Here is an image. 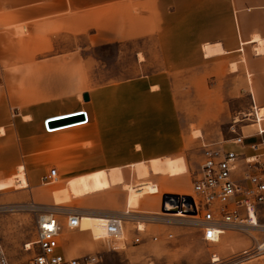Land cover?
<instances>
[{
  "label": "crops",
  "instance_id": "crops-1",
  "mask_svg": "<svg viewBox=\"0 0 264 264\" xmlns=\"http://www.w3.org/2000/svg\"><path fill=\"white\" fill-rule=\"evenodd\" d=\"M263 7L264 0H0V178H4L0 180V189L17 186L37 190L44 195V200L54 202L39 203L50 209H58L55 208L58 204L74 197L70 187L73 182L82 183L83 193L84 190L105 189L88 194L90 200L82 202V206L62 208L86 213L81 216L94 217V222L102 220L96 218L108 219L105 216L139 206L146 211L144 213L161 210L165 191L143 197L151 193L153 184H125L120 168L90 174H106L104 182L94 176L72 179L101 169L123 168L122 161L111 152H142L143 156L179 152L182 143L173 139L171 147L164 148L161 137L147 139L144 135L132 143L124 142L127 126L144 124L131 119L130 85H97L93 69L83 68V60H86L82 53L83 38L91 45H107L156 36L167 61L181 58L194 45L199 49L205 47L207 56H212L225 52L228 45L235 47L243 43L234 24L240 30L245 29L242 25L245 11H250L255 22L250 24L249 33L252 28L262 33L244 42H264V22L256 15V10ZM227 23L230 29L226 32L223 25ZM260 52H264V46ZM140 81L142 91L153 87ZM263 91L261 86L251 84V93ZM84 94L88 95V100ZM258 100L254 108L259 120L256 125H248L252 127L251 132H242L246 144L264 137V115H261L264 101ZM81 110L87 112V122L80 120L75 122L77 127H65L57 132L46 130V119ZM141 132L144 134L143 129ZM55 135L64 140L61 138L56 143L52 138ZM57 145L58 152H76V156L84 159L69 169L72 180L68 188L55 191L52 197V191L42 189L41 185L47 182L52 169H49L50 152ZM98 152H105V158H99ZM150 160L137 161L134 163H141L131 166L136 168L139 178L150 175V170L154 174L169 175H162L157 183L160 187L165 186L168 178L186 170L180 159ZM20 166L23 167L19 172ZM108 173H122V184L128 190L127 202L121 192L112 188ZM61 221L65 229V219ZM82 222L84 224L85 218ZM60 250L73 256L63 243Z\"/></svg>",
  "mask_w": 264,
  "mask_h": 264
},
{
  "label": "rangeland",
  "instance_id": "rangeland-1",
  "mask_svg": "<svg viewBox=\"0 0 264 264\" xmlns=\"http://www.w3.org/2000/svg\"><path fill=\"white\" fill-rule=\"evenodd\" d=\"M257 14L259 21L264 22V7L256 10ZM254 23L250 11H245L242 19L245 29L240 30L234 24L237 36L242 35V44L235 47L228 45L225 47V52H218L212 56H207L205 47L199 49L194 45L187 54L170 61L164 59L160 41L156 36L107 45H91L83 38L82 53L83 58L86 59L83 60V68L93 69L94 82L97 85L105 83L130 85L128 101L131 119L136 118L144 124L127 126V131L123 134L124 142L132 143L137 137L144 135L147 139L161 137L164 148L171 147L173 139H179L182 143L180 142L179 152H157L154 155L150 153L144 156L142 152H111L114 158L122 161L120 165L123 168L101 169L72 179L94 176L95 179L99 178L104 182L107 181L106 174H90L120 168L123 171L125 184L133 186L143 182L153 184L151 193L143 197L158 195L164 191L191 196L194 193L193 174L204 161L206 146H217L222 142L228 149L242 153V157L259 153L250 148H242L233 141L242 132L248 134L252 131V127L248 125H256L259 120L254 108L256 100L257 104H259L258 98L264 101V91L260 94L250 92L251 84L264 88V52H260L264 42H244L259 36L256 33H260V29L252 28L249 33V26ZM223 28L227 32L230 29L229 23L224 24ZM140 80L148 86L153 85L151 89L149 88L150 91L141 90ZM239 89L242 91L240 92ZM142 129L144 134L141 132ZM52 138L56 139V143L61 138L64 140L57 135ZM57 149L58 145L50 152L49 169L57 167L59 179L41 185L42 189L52 191V197L55 191L68 188L72 180L69 169L84 159L76 156V152H58ZM104 155L105 152H98L99 158L104 159ZM167 157L180 159L185 163L186 170L177 177L168 178L164 187H160L157 183H160L162 175H169L154 174L150 170V175L139 178L136 168L131 166L141 163H134L137 161ZM150 162L147 164L150 165ZM245 166L246 161L241 160L236 171L238 178L243 177ZM21 167L23 166H20L19 172ZM123 175L108 173L110 178L108 181H111L113 189L121 192L127 202L128 190L125 188L126 185L122 184ZM81 184L72 183L70 187L74 197L58 204L55 208H58L59 212L64 213L63 206H82V202H89L88 194L105 190L97 189L90 192L84 190L83 193ZM147 184L151 188V184ZM76 191L79 193L76 194ZM44 198L42 193L38 194L37 190L28 188L12 186L0 189V241L13 263L28 264L37 250V245L31 243L36 240V215L22 205L31 202L54 203ZM15 206L18 208H14ZM131 210L141 214L146 212L141 206ZM157 212H160V209ZM85 214L81 213V215ZM260 216L261 227H249L247 231L228 230L219 242L205 241L198 224L195 223L145 224L143 225L145 232L141 233L144 240L139 244L133 242L137 233L134 222L125 223L123 239L110 240L105 237L98 238V223L93 220L91 222L88 219L90 216H86L82 229H69L65 226L61 233V244L63 243L65 250L73 256L101 254L102 261L97 264H180L181 262L209 264L213 253L225 259L236 256L235 262L239 264H264V249L257 248L259 244L264 243V211ZM61 218L66 222L64 215ZM87 220L93 223L95 235L92 234V226H88ZM168 233H173L174 237L167 238ZM155 235L159 236V240L151 239ZM27 243L32 244L30 249H26ZM244 250H249V255L238 256Z\"/></svg>",
  "mask_w": 264,
  "mask_h": 264
},
{
  "label": "built area",
  "instance_id": "built-area-1",
  "mask_svg": "<svg viewBox=\"0 0 264 264\" xmlns=\"http://www.w3.org/2000/svg\"><path fill=\"white\" fill-rule=\"evenodd\" d=\"M78 113L85 114L86 118L81 122L88 121L87 112L84 110L65 115ZM48 120L49 118L45 121L46 130L53 132L50 130L56 128L49 127ZM233 141L243 148H250L259 153L242 157V153L228 149L222 142L217 146H206L204 161L193 174L194 193L190 196L192 201L187 197L188 195L165 193L163 195L165 201L162 202L160 212L141 214L126 210L111 214L108 216L105 238L123 239L125 223L128 221L136 224L137 233L133 238L136 244L144 240L141 233L145 232L143 226L145 224L195 223L198 224L203 239L208 242H219L228 230L247 231L249 227H261L260 214L264 211V137L256 143L246 144L242 133ZM241 160L246 161V166L243 177L238 178L236 171ZM46 179L47 181L57 180V168H52ZM163 206L166 209H163ZM22 207L29 208L36 215V240L31 243L37 245V250L28 264H97L102 261L101 254L67 256L60 250L61 233L64 227L60 217L65 216V226L69 229H82L80 212L65 210L61 213L57 209L46 208L36 202L22 205ZM168 208L179 209L172 211ZM173 237V233L167 234V238ZM151 239L157 241L159 236H152ZM25 247L31 248L28 243ZM257 248L264 249V243L259 244ZM249 253V250H244L238 256H248ZM235 258L236 256L225 259L213 253L209 264H239L235 262ZM0 264H16L11 262L1 241Z\"/></svg>",
  "mask_w": 264,
  "mask_h": 264
},
{
  "label": "water",
  "instance_id": "water-1",
  "mask_svg": "<svg viewBox=\"0 0 264 264\" xmlns=\"http://www.w3.org/2000/svg\"><path fill=\"white\" fill-rule=\"evenodd\" d=\"M84 98L86 100L89 99L87 94H84ZM84 113H78V114H72V115H63V116H56L49 118L48 120V126L51 128H60L64 126L71 125L75 122H78L80 120H84ZM191 201L192 198L190 196H187ZM165 201V197L163 198V202ZM163 209H166L165 206H163ZM172 211H178L179 208H168Z\"/></svg>",
  "mask_w": 264,
  "mask_h": 264
},
{
  "label": "bare ground",
  "instance_id": "bare-ground-1",
  "mask_svg": "<svg viewBox=\"0 0 264 264\" xmlns=\"http://www.w3.org/2000/svg\"><path fill=\"white\" fill-rule=\"evenodd\" d=\"M261 115H264V110L261 111ZM77 124H72V125H68V126H64V127H60V128H56V129H53V130H50V131H54V132H57L59 131V129H62V128H65V127H70V126H76ZM77 127V126H76ZM86 216H81V227H82V224H83V219L85 218ZM92 218L94 217H89L88 219L92 222ZM108 218V217H107ZM96 219H102V220H99L97 223L98 225V238H104L106 237L107 235V232H106V225L108 223V219H103V218H96ZM101 221V222H100ZM92 224V234H94V231H93V223ZM221 239V238H220ZM220 241V240H219ZM123 242V241H122ZM32 244H29V246H31ZM124 247V246H123Z\"/></svg>",
  "mask_w": 264,
  "mask_h": 264
}]
</instances>
